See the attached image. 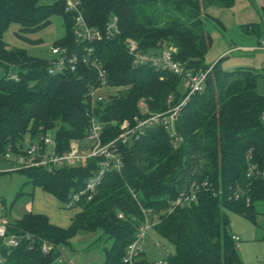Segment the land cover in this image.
<instances>
[{
	"label": "trees",
	"instance_id": "1",
	"mask_svg": "<svg viewBox=\"0 0 264 264\" xmlns=\"http://www.w3.org/2000/svg\"><path fill=\"white\" fill-rule=\"evenodd\" d=\"M78 1L88 26L104 31L115 19L119 34L109 41L78 44L74 17L66 12L65 1L0 0V164L6 162L7 150H16L25 136L36 140L50 135L56 152L69 151L72 142L87 137L91 112L103 125V143H108L119 136L124 121L146 116L141 101L152 114L181 103L186 96L178 92L183 78L134 64L127 41L137 42L143 53L171 49L175 61L189 73L210 72L203 90L190 97L174 122L177 148L162 126L122 145V171L106 173L91 201L83 198L71 207L78 212L67 229L53 226L42 215L30 213L12 220L4 213L11 226L8 235L21 230L31 239L16 248L1 246L0 264H54L60 253L54 249L44 254V242L59 248L80 230H101L104 264H121L145 220L143 210L159 216L154 235L173 246L169 264H242L227 231V212L253 221L264 214L259 207H264V96L258 93L262 75L243 68L225 71L221 60L206 64L212 45L207 26L215 22L208 11L230 9L237 0ZM53 17H60L65 29L54 47L77 55L92 48L91 60L105 68L110 86L119 90L117 96L92 105L87 93L98 84V77L90 64L80 62L75 72L52 74L48 60L32 57L4 40L11 25L19 26L16 36L23 39L48 27ZM244 30L264 38L260 24ZM14 73L17 80L11 78ZM99 168V160L90 159L75 167L15 173L67 205ZM194 183L199 188L197 200L170 213L172 202L189 193ZM0 204L4 205L1 199Z\"/></svg>",
	"mask_w": 264,
	"mask_h": 264
},
{
	"label": "built area",
	"instance_id": "2",
	"mask_svg": "<svg viewBox=\"0 0 264 264\" xmlns=\"http://www.w3.org/2000/svg\"><path fill=\"white\" fill-rule=\"evenodd\" d=\"M63 1H65L66 12L72 14L74 17V33L78 44L95 43L103 40L109 41L119 34L115 19L108 24L104 31L92 28L85 22L81 12V4L78 0ZM260 43L261 45L259 48L264 50L263 40H260ZM126 44L128 54L133 58L134 64L151 66L156 70L171 72L182 77L186 88L184 100L168 111L156 114L148 112L145 103H141L140 107L144 110L146 116H135L132 121H124L120 127L119 136L108 143H103V125L96 113L91 112L89 115L87 137L84 141L72 142L69 151L63 154L56 152L55 140L50 135L43 136L36 140H32L30 136H25V140L19 144L16 150L11 148L7 150L3 156V160L11 163V167L1 169L0 173H15L20 170L33 168L52 170L53 168L60 167H75L80 163H86V161L90 159H98L100 166L98 173L86 182L85 188L82 191L72 197L70 203L67 204V206L71 208L80 203L83 198L87 201H91L106 173L111 170H116L119 173L122 171L121 146L129 145L131 141L143 135L149 128L155 126L164 127L171 134V137L174 138V147L177 148L178 141L176 137L172 135L174 134V122L178 119L182 107L190 97L203 90L210 70L195 75L187 72L181 63L175 61L171 49L143 53L137 42L130 40L127 41ZM51 54L54 58V60L50 61L49 66L52 74L64 72L65 70L75 72L80 62L85 65L90 64L97 72L98 84L89 88L87 99L95 106L108 101L105 91H108L112 87L109 84L107 71L102 64L98 63L96 60H91L90 56L93 54L92 48H85L83 54L77 55L71 54L68 48L53 47ZM11 78L17 80V74H12ZM171 102L172 99H169V103ZM251 170V174H253L254 168H251ZM261 174L264 177V173ZM206 185L207 183L204 184V186ZM197 191H199V188L194 183L189 193L182 194L172 202L169 212L171 213L178 207L196 201ZM240 192V189L236 192L237 198H239ZM143 212L145 220L139 227L134 241L127 246L121 264H169L168 258L171 255H167L165 259L159 261L148 260L147 254H149L151 250L158 251L165 247L155 241L150 243V241L154 239V228L160 223L159 216L153 214L151 211L143 210ZM122 217V214H120L119 218ZM10 227V222L4 215L0 204V247L16 248L24 242V239H31L30 234L25 233L24 235V232L21 230L19 233L8 235ZM232 239L236 244L240 242L238 236L233 235ZM150 244H154V246H149ZM54 249L59 251L60 256H62L61 250L53 244L44 242L42 246V252L44 254H49Z\"/></svg>",
	"mask_w": 264,
	"mask_h": 264
},
{
	"label": "rangeland",
	"instance_id": "3",
	"mask_svg": "<svg viewBox=\"0 0 264 264\" xmlns=\"http://www.w3.org/2000/svg\"><path fill=\"white\" fill-rule=\"evenodd\" d=\"M44 2L51 3L53 0H44ZM208 13L215 22L207 26L212 45L206 56V64L213 65L221 60L220 67L225 71L243 68L260 73L262 76L258 81V93L264 96V52L257 51L259 48L257 36L244 30L249 23H257L264 28V0H237L235 6L230 9L211 8ZM18 32L17 25H11L6 31L4 40L10 47L24 49L30 56L50 62L54 60L51 50L63 37L65 29L62 19L53 17L48 27L27 34L23 39L16 36ZM1 71L0 69V73ZM178 92L181 95L186 93L184 79L179 84ZM118 94L117 88L105 91L108 99ZM9 167H11L9 162L0 164V170ZM25 182L26 179L19 173L0 174V199L4 204H1L3 212L8 213L12 220H19L30 213L42 215L53 226L67 229L78 208L69 209L62 200ZM227 215L229 235L240 238L237 244L240 262L264 264V214L257 215L254 221L234 212H227ZM103 238L104 234L101 230L78 231L67 243L59 247L62 256H59L54 264H104L105 252L101 244ZM153 238L150 243L155 241L165 248L158 251L151 250L147 254L149 261L163 260L167 255L175 254L169 242L159 236L153 235Z\"/></svg>",
	"mask_w": 264,
	"mask_h": 264
},
{
	"label": "crops",
	"instance_id": "4",
	"mask_svg": "<svg viewBox=\"0 0 264 264\" xmlns=\"http://www.w3.org/2000/svg\"><path fill=\"white\" fill-rule=\"evenodd\" d=\"M249 24H252V23H249ZM249 24H248V25H249ZM256 24H257V23H256ZM257 40H258V47H260V45H261V43L259 42L260 39L257 38ZM261 40H263V42H264V38H262ZM259 43H260V45H259ZM251 46H252V45H251ZM256 48H257V47H256ZM257 51L264 52V50H262V49H260V48H258ZM225 55H227V53H226ZM234 67H235V65H234ZM235 69H236V68H235ZM235 69H234V70H235ZM237 69H238V68H237Z\"/></svg>",
	"mask_w": 264,
	"mask_h": 264
},
{
	"label": "water",
	"instance_id": "5",
	"mask_svg": "<svg viewBox=\"0 0 264 264\" xmlns=\"http://www.w3.org/2000/svg\"><path fill=\"white\" fill-rule=\"evenodd\" d=\"M109 105H111V104H109Z\"/></svg>",
	"mask_w": 264,
	"mask_h": 264
}]
</instances>
